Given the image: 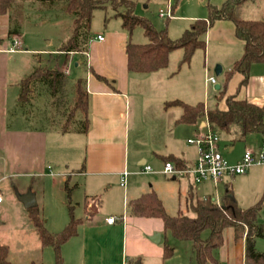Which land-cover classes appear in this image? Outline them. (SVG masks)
Segmentation results:
<instances>
[{
  "label": "rangeland",
  "instance_id": "obj_1",
  "mask_svg": "<svg viewBox=\"0 0 264 264\" xmlns=\"http://www.w3.org/2000/svg\"><path fill=\"white\" fill-rule=\"evenodd\" d=\"M208 1L172 0L171 5L175 6V12L174 17L168 21V18L160 16V10L167 11V3L138 0L136 14L149 19L157 30L165 29L166 23H168L169 36L176 39L188 28L189 19L186 17L193 14L199 15L202 12L207 17L208 10L206 11L205 9ZM23 3L20 13H22V17H25V35H21L22 39L25 40L27 47L30 49L43 48L52 54L41 56V60L33 52L14 58L12 63L22 68L24 77L33 72L32 65L41 64L43 68L67 73L69 82H73L78 78H89L91 76V67L111 81V77L118 76V78H121L122 74H125L126 55L124 46L126 40L140 44L148 43V38L142 28H136L130 35L122 27V20L114 16V9L108 7L107 9H97L94 12L91 27L93 38L87 54H58L60 45L71 33L73 23L72 19L63 12V5L56 4L52 6L39 0H27ZM237 16L241 19L264 20V0L248 1L238 11ZM98 32L102 33L105 38L103 44H100L95 38ZM183 54L184 52L181 49L173 51L170 54L168 67L159 72L160 74L158 75L164 84L163 87H157L155 90L145 89L143 86L144 80H135V77L144 76L141 74H138L139 76L134 74V78L132 81L130 80L131 88L128 90L130 104H124L123 107L126 117L122 120L120 117L114 116L111 122V127L119 129V133L117 137L113 138L116 143V146H114L116 152L113 153V162L111 165L109 164L111 166L110 170L107 169L109 172H116L115 170H118L127 162L129 168L122 169V174L127 172L130 179H135L132 182L148 184V179L151 177L150 172H145L141 169L136 173L139 176L135 178L131 176V166L134 163L135 156L141 151H151L153 139L158 138L159 135V121L165 122L169 126L171 123V127L174 128L172 122H174L176 113L181 111L180 107H171L163 111L159 105L161 104L160 100L172 99L177 96L191 102L203 100L206 72L207 77L214 76L222 87L227 84V62L225 61L229 56L227 50H220L217 46L211 45L208 54V48L206 53L204 50L198 49L189 64L181 65ZM217 54L224 60L221 61L224 63L219 65L224 66L225 69L219 76L216 75L217 63H215V58ZM207 57L206 70L204 66ZM164 77L167 79L166 81ZM134 84L142 85L138 87L134 86ZM214 87L215 85L210 84L208 88L206 103L210 108H214L218 104L219 93ZM48 89L46 85L42 86L41 83H38L34 89L31 103L28 102V104L17 108V113L26 116L29 123L48 130V149L50 153L49 159L51 160V163L48 164L52 169L48 170L46 176L39 177L36 175L28 178H12L11 180L15 183V189L12 188L10 181L7 182V185L10 186V196L3 205H0V240L9 247L11 264H55L56 259V254L52 247L43 248L41 246V242L37 234H35V229L30 220V211L20 201L19 193L31 188L36 196L40 216L44 220L45 227L50 232H60L70 220L68 193L65 190L64 182L67 176L64 174H73L83 166L87 170L89 160L94 155L93 139H89V136L85 133L79 132V128L83 127L81 122L83 121V116L81 113H78L75 122L70 128L71 131L67 134L61 133L60 129L66 122L67 115L57 111L58 108L55 106L62 107L63 103L58 105V100L51 96ZM165 92H167V97L164 95ZM221 103L220 105H222ZM71 107L72 105L69 106V108ZM14 108L16 109V106ZM90 115L93 116L92 110ZM168 133L171 134V131H168ZM238 135L237 128H233L230 134L219 133V148L230 164H234L247 150H252L256 153L264 152L261 137L258 136L255 140L249 137L244 141H236L235 139ZM182 137L186 138V135L182 133ZM230 147H234L232 152L229 150ZM157 162L160 163V161ZM260 167H264V164L252 165L249 171ZM53 175L55 176L53 177ZM91 182L95 183V190L91 191L92 193L87 191L86 187ZM156 186L169 215L174 216L182 209L184 213L193 216V213L186 210V197L191 190L189 177H176V180H173V177L163 175L161 182L156 183ZM69 187L72 194L71 203L75 207L77 217L83 216L85 194L92 196L90 199L94 198L101 202L98 207L96 201L88 202L90 211L93 212L95 210L96 212L95 218L103 219L105 215L119 218L125 211L126 213L128 212L127 204L126 207L124 204V190L121 187V178L117 176V173L109 176L105 175V173L99 175L87 173L84 177H73L69 182ZM196 187H193L194 201L197 198H201ZM206 191H210L213 194L212 197L220 201L225 192V182H220L216 188L209 185L203 193ZM189 200L191 201V199ZM190 201H188V204ZM133 221V218H130L128 247L130 252H139L143 264H199L197 249L193 245L190 246V242L176 241L169 232L157 233L161 234L159 243L143 240L144 237L142 236L144 233L147 234L146 228L148 226L140 227ZM118 225L119 222L116 223V226ZM152 237L148 236V239ZM210 237V230H205L201 234L202 247L206 246L204 244H207ZM72 241H76L75 238ZM166 245L174 247L175 253L171 258L168 257L165 260H161L159 255L163 252L165 253ZM63 247L61 253L64 264H72V260L77 257L70 253L72 260H65Z\"/></svg>",
  "mask_w": 264,
  "mask_h": 264
},
{
  "label": "crops",
  "instance_id": "obj_2",
  "mask_svg": "<svg viewBox=\"0 0 264 264\" xmlns=\"http://www.w3.org/2000/svg\"><path fill=\"white\" fill-rule=\"evenodd\" d=\"M147 1L148 2L162 1L167 3L166 10H168V8L171 7L172 15L174 17L175 6L171 5L172 0H147ZM209 1L214 7L217 8L222 7L223 4L225 3V0H209ZM251 1L255 2V0H251ZM23 4L24 3H21L18 9L19 12L18 18L21 23L20 34H13L10 36L9 35V30L11 28L10 16L0 15V195H2V201L0 202V205H3L6 199H8L10 196V186L7 185L8 181L11 182L12 188L15 189V183L11 180L12 178L15 177L28 178L36 175L39 177L46 176L48 170L52 169L48 164L51 163V160L49 159L50 153L48 149V130L45 129L44 127L35 126L29 123L28 118L26 116H24L21 113H17V108L23 105L20 102L21 82L26 77H28L32 72H30V74L24 77L23 76L24 72L22 68L14 65V63H12L13 59L16 58L17 56L27 55L29 54V52H33V54H36L39 60H41V56H45L47 54L52 55L51 52L46 51L43 48L30 49L29 47H27L25 40L22 39V36L25 35L24 34L25 17H22L21 15L22 13H20V11L22 10L21 6ZM205 10L206 11L208 10L207 7ZM186 18L189 19V24H188L189 27L192 21L198 20L200 18L206 19L207 17L204 16V13L202 12L199 15L193 14ZM245 20H258V19H245ZM98 34H102V33L98 32L96 36ZM15 37L21 40L23 46L20 50L12 51V47H13L12 42ZM205 41H206V49L208 48V54L211 45L217 46L220 50L224 49L228 51L229 56L227 59H225V61L227 62L226 72H229L232 69L235 62L238 61L244 54V42L237 37L235 24L232 21L229 20L216 21L209 28L205 36ZM104 42H105V38L103 42H100V44H103ZM127 42L128 40H126L125 46ZM125 46H124V50H125ZM226 46L228 49L226 48ZM206 49L204 50L205 53H206ZM73 54L75 53H71L70 55ZM125 55H126V51H125ZM221 61L224 60H222L220 55L217 54V57L215 58V63H217V66L221 63H224ZM207 62H208V57L207 59H205L204 67L206 70H207ZM32 66H33L32 69L35 70L37 67L41 66V64H38L37 66L36 65H32ZM220 66L222 67V73H223L225 70L224 66L222 65ZM125 67H126V71L124 72L127 75L122 74L121 78H118V76L111 77L112 80L109 81L111 82L112 85H107L99 81L93 73L95 72L98 75L101 74L97 73L92 67L90 68L91 76L89 78H86L85 80L87 83V90L90 95V112L92 110L94 117L89 113L90 129L85 134L89 136V139H93L94 155L91 158V160H89L87 170L83 166L80 170L74 172L73 174L70 175L64 174L67 176L64 182H66V180H69L70 182V180H72L73 177L76 178L84 177L87 173H89L90 175L93 174L99 175L101 173H105V175L107 176L117 173V176L121 178L122 181L123 174L125 173L123 171L124 173L122 174V169L129 168L128 163L125 162L123 166H121L118 170H115L116 172L112 173L108 171L111 168L109 164L111 165V163L113 162V158H114L113 153L116 152L114 148V146H116V143L115 141H113V138L117 137V134L119 133V129H117L116 127L114 128L111 127V122L114 116L120 117L122 120L125 119L126 113L123 111V107L124 104L127 105L130 104V96L128 94V90L131 88L130 82L134 78L133 77L134 74H136L135 76H139L137 73H130L128 71L127 55L125 58ZM161 70L153 73L141 74L144 76L135 77L136 78L135 80H144L143 86L145 89L147 88V89L155 90L157 89V87H163L164 84L160 80V77L158 75L160 74L159 72ZM129 75L130 77H128ZM103 77L107 78L106 76ZM212 77L214 76L207 77V72H206L203 100H196L197 102H191L190 100H186L178 96L172 99L166 98V100L165 99L160 100L161 104L159 105L161 109L163 111H166L168 108H165V104L167 102L174 100H180L190 105L203 103L207 108H210L206 103V99L208 94V88L211 84L209 82V79ZM127 78H131V79H127ZM164 79L165 81L167 80L165 77ZM242 80H243V76L239 73H235L228 82L227 86L225 87L226 95L237 96L238 99H245L249 103L255 104L257 106H262L264 104V64L253 65L250 71L248 83L240 87ZM139 85L142 84H134V86H138V87ZM217 85L220 86L219 89L222 88V85L218 84V82L215 85V87ZM112 87H114V89ZM169 91L171 90L169 89ZM216 91L218 92L219 90ZM164 95H166L165 97H167V92H165ZM32 100H33V92L31 93V98L29 103H31ZM221 104L222 105H220V108L226 109L225 99ZM15 106L16 109L14 108ZM173 107H179V106H173ZM13 111L14 113L12 114ZM182 114H183V109L181 108V111L176 113L174 122H172L174 128L171 127V123L169 126V124L167 125L165 122L159 121L158 122V129H160L159 135L158 138L153 139V143H152L153 146L151 151H146V152L141 151L137 156H135L134 163H132L131 166V173H132L131 176H133V178L139 176L136 173L141 169L142 171H144V167L146 165L150 166L152 170L150 171L151 177L148 179V184L132 182L135 179H130L128 175L126 186L125 187L121 186L124 190V204L125 207L127 204V208H128L127 213L125 211V213L119 218L108 215H105L103 219L95 218L96 212L95 210H93V212L90 211V209L88 208V202L96 201L97 207L98 205H100L101 202L94 198L90 199V197L92 196L85 194L83 199V216H82L84 218V222L82 223V225H80L78 229V235L70 239L64 245L63 252H64L65 260L71 261L72 259L70 253H72L77 257L76 259L72 260L71 262L72 264H128L129 262H133V261H137L138 264H143L139 252L129 251L128 234H129L130 218H133L134 220L133 222L136 225H140V227L144 225L148 226V228H146L147 234L144 233L142 237H144L143 240H149V242L152 241L150 238L148 239V236L152 237L157 233L165 232L164 223L161 219H157V218H140L131 215L129 204L131 201L136 200L142 195L150 192H155L159 197V199L163 202V200L161 199L160 192L157 189L156 183L161 182L163 175L167 176L163 173L166 164L165 159L167 157L174 156L181 159L182 161L185 162L188 168L192 167L195 164L198 157V150L196 146L189 144L188 140L195 138L200 134L206 132L207 122L202 121L196 125L179 124L178 121L180 120ZM95 118L97 122L95 121ZM167 130L171 131V134L168 133ZM60 131L61 133H64L62 132L61 129ZM67 133L69 132H65L64 134ZM182 133L186 135V138L182 137ZM256 138L257 137H255V139ZM138 150H142V149H138ZM229 150L232 152L234 150V147H230ZM243 155L240 158H238V160H236L235 162L236 164L241 161ZM157 161H160V163H158ZM55 165H57V163H55ZM54 176L55 175H53V177ZM189 178L191 185H193L194 187L197 186L196 187L197 191H199L201 198L204 199L213 196V194L210 191H206L205 193H203V191H205V188L207 186L209 187V185L216 188L220 183L219 182L216 185L212 181H207L200 185H195L192 177ZM173 180H176V178H173ZM222 182H225V189L227 186H229L233 190L238 205L242 209H248L259 205L260 211L258 214V222L264 228V167L255 168L253 171L248 170L243 175L225 176ZM94 184H95L94 182L87 184L86 186L87 191L90 192L94 191L95 190ZM205 185L207 186L205 187ZM29 192H31L34 195L33 190L29 188L26 189L25 192L19 193V196L26 195ZM214 199L218 204L221 203V200L217 201L216 198ZM85 203L87 204V206H85ZM36 207H38V203ZM186 210H187V204H186ZM110 217L116 219V222L113 224H108L106 218H110ZM117 222H119L118 226H116ZM35 234H37L36 231ZM222 235H223V244L216 253L215 261L210 262L209 260H207L206 264H246L245 237L236 238L235 230L233 227H226L223 230ZM74 238L76 241H72ZM0 243L4 244L1 242V240ZM189 244L190 246L193 245L194 247L193 242H190ZM255 246L258 252L264 253V236H258L256 238ZM174 253L171 255V257L174 255ZM159 257L161 260L166 259L164 252L161 253Z\"/></svg>",
  "mask_w": 264,
  "mask_h": 264
},
{
  "label": "trees",
  "instance_id": "obj_3",
  "mask_svg": "<svg viewBox=\"0 0 264 264\" xmlns=\"http://www.w3.org/2000/svg\"><path fill=\"white\" fill-rule=\"evenodd\" d=\"M27 0H0V15H9L11 28L9 35L20 34L21 23L18 18L19 5ZM41 2L63 5V12L72 19V30L69 37L61 44L58 54H87L92 40V21L97 9L112 7L115 17L122 20V26L131 35L136 28H142L148 43L138 44L128 41L125 46L127 55V67L130 73L147 74L157 72L168 67L170 54L177 50H183L181 65L189 64L198 49H206L205 36L209 28L216 22L229 20L235 24L237 37L244 42V54L235 62L232 69L226 73V83L235 73L243 76L240 84L248 83L250 71L253 65L264 64V20H245L237 16L240 8L251 0H225L222 7H214L207 2L208 16L206 19L192 21L182 36L172 39L168 32V23L163 30H157L153 23L136 14L138 0H39ZM170 20L169 18L167 19ZM15 25V27H14ZM96 78L107 84L111 82L93 73ZM41 83L58 100L64 108H58V112L67 115L66 122L61 128L62 132H70L78 113L83 116V127L79 132L87 133L90 129V95L87 90L86 80L78 78L69 82L65 72L56 71L42 66L37 67L28 77L21 82L20 102L25 105L30 101L31 93ZM219 89L218 104L214 108H207L203 103L196 105L186 104L180 100L167 102L165 108L179 106L183 114L179 124L196 125L206 121L211 130L219 133L230 134L233 128L238 129L236 141H244L246 138L261 137L264 145V104L257 106L237 96H227L226 86ZM114 89V87H112ZM225 99L226 109L220 108V103ZM55 105V104H54ZM72 105L71 108L69 106ZM63 109V110H62ZM79 122V121H78ZM166 163H172L178 169L188 168L181 159L170 156ZM191 185L187 200V211L182 210L177 215L171 216L166 212L163 202L155 192L142 195L130 202L131 215L140 218H157L164 223L165 232H169L176 241L193 242L198 252V263L206 264L207 260L215 261L218 249L223 244L222 232L226 227H233L236 238L246 239V264H264V253L256 250L255 240L258 236H264V228L258 222L259 205L242 209L235 198L233 190L227 186L221 200L217 203L213 197L197 198L194 201V190ZM65 190L68 193V208L70 220L60 232H50L44 220L40 216L38 207L30 209V220L35 229L41 246L52 247L56 254L55 264H64L62 247L73 237L78 235V229L84 222L83 217H77L75 207L71 203V189L69 180L65 182ZM191 199V201L189 200ZM188 201L190 203L188 204ZM85 206L87 204L85 203ZM210 230L211 237L205 247H202L201 234ZM203 245V246H204ZM175 248L165 246V258L171 257ZM9 247L0 243V264H11L9 259ZM128 264H138L137 261Z\"/></svg>",
  "mask_w": 264,
  "mask_h": 264
},
{
  "label": "built area",
  "instance_id": "obj_4",
  "mask_svg": "<svg viewBox=\"0 0 264 264\" xmlns=\"http://www.w3.org/2000/svg\"><path fill=\"white\" fill-rule=\"evenodd\" d=\"M162 18H172V9L160 11ZM96 39L100 42L104 41V36L98 34ZM12 51L20 50L22 42L15 37L12 42ZM209 82L213 85L217 84L216 78L212 77ZM206 132L199 136L189 139L188 143L197 147L198 157L195 164L186 169H178L172 163H166L163 173L171 177H192L195 185H200L207 181H212L216 185L222 182L225 176H237L245 174L252 165L264 164V152L256 153L252 150H247L243 158L237 164H230L219 150L220 136L217 132L211 130L206 123ZM152 168L148 165L144 167L145 172H150ZM128 173L125 172L122 177L121 186L125 187L127 183ZM2 195H0V202ZM108 224H113L116 219L106 218Z\"/></svg>",
  "mask_w": 264,
  "mask_h": 264
},
{
  "label": "water",
  "instance_id": "obj_5",
  "mask_svg": "<svg viewBox=\"0 0 264 264\" xmlns=\"http://www.w3.org/2000/svg\"><path fill=\"white\" fill-rule=\"evenodd\" d=\"M221 73H222V67L220 65H218L216 67V75L219 76V75H221ZM219 88H220L219 85H217L215 87L216 90H219ZM252 138L255 139V136H252ZM173 178H175V177H173ZM19 199L23 203V205L26 209H32V208H35L37 206L35 196L31 192L27 193L26 195L19 196ZM160 238H161L160 234H157L151 238V241H153L154 243H159Z\"/></svg>",
  "mask_w": 264,
  "mask_h": 264
}]
</instances>
